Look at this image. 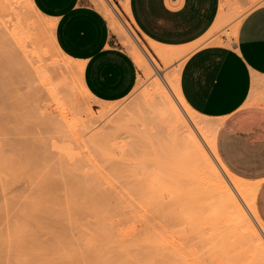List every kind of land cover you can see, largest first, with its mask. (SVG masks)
Segmentation results:
<instances>
[{"label":"rangeland","instance_id":"obj_1","mask_svg":"<svg viewBox=\"0 0 264 264\" xmlns=\"http://www.w3.org/2000/svg\"><path fill=\"white\" fill-rule=\"evenodd\" d=\"M90 1L107 18L102 0ZM112 1L138 39L151 49L152 43L136 29L125 13L123 0ZM22 3L24 17L28 21H35L34 32L37 31L36 33L39 34L40 44L38 43V49H35L37 54H34L37 56L32 59L16 50L14 63H23L25 77L36 85L38 102L47 113L51 112L60 121L61 131L57 133L59 137L56 135L55 141H51L55 142L54 145L51 143L53 156L46 159L38 157L37 154L23 152L16 144H10L0 151V187L12 191L19 186L23 187L22 190L25 192L45 195L41 200L31 196L30 207H26L28 210L23 211L24 206H19L20 213L19 208L11 206L17 210L20 217L19 215L14 217L17 214L14 212L11 214L13 209L7 212V209L0 205V209L5 210L8 217L10 214L13 215V219L11 216L10 219L5 216V220L3 216L0 217L2 224L0 225V264H191L196 259L194 258L196 255L190 257L193 260L190 258L187 260L185 257L190 252L188 248L192 245V241L181 243L184 240L182 229L179 231L177 225L169 223L166 216L161 215L160 219L157 218L150 203L140 202L141 195H137L134 191L130 178L144 170L143 164H135L137 159H141L143 149L152 150L143 140V136L144 118L152 107L151 102L157 92L155 79L159 76L166 84L177 79L180 67L194 45L183 46L186 48L185 52L169 63H164L162 59L156 57L158 67L152 65L153 67L144 69L136 62L139 72L134 88L124 98L109 101L108 104L114 105L112 112L99 118L97 116L104 102L94 99L89 94L80 95L81 78L80 71L75 66L76 61L68 59L72 64L69 70H61L58 67L64 58L58 54L53 44L52 31L45 28L51 19L39 14L35 15L28 0H22ZM261 3H264V0H222V19L217 24H213L203 42H231L243 16ZM39 22L45 23L44 26ZM4 30L13 43L12 34L9 32L11 29L4 28ZM114 35L119 45L135 58L132 47L123 35L118 31H114ZM43 73L46 74V79L40 76ZM119 110L123 112L117 116ZM197 114L208 132L213 133L218 128V120L198 112ZM90 118V124L94 127L92 131H100L99 137L95 139L89 136L92 131L86 129L89 123L86 120ZM179 134L177 129H172L165 154L162 157H154L151 154L149 158L157 162L164 161L182 175L185 182L193 183L197 180L193 171H187L184 167V139ZM199 136L206 149L210 150L207 139ZM209 136L213 137V134ZM133 149H137L139 154L133 155ZM116 158H119L118 163H114ZM131 163L134 165L129 167ZM102 176L103 179L108 177L107 182H104L106 188L108 185L110 188L119 185V188H123L133 201L130 197L128 198L131 200L123 198L125 192L122 190L124 193L121 192L123 194L121 199L125 203L120 201L119 197L116 203L118 205L105 207L96 204L89 194L98 184L96 178ZM153 177L155 176L151 175L148 179L151 181ZM198 183L199 187L204 186V183L200 181ZM102 186L98 187L102 188ZM119 188L118 190H121ZM240 196L238 194L241 201L238 200L246 208L247 204ZM125 200L130 202L126 203ZM197 203L199 218L204 225L202 226L206 227L207 234L213 240L220 238L223 240L222 245L226 248L224 250L232 253L231 264H258L246 252L229 222L224 221L227 209L218 207L220 204L215 194L208 188H201L198 191ZM8 205L10 207V204ZM220 211L221 213L225 211L226 214L221 215ZM35 212L43 213L44 218L38 221L33 219V216H31L33 221L31 218L20 219L23 215L27 218ZM147 244L151 245L152 250H157L158 256L159 252L164 254L161 255L162 258L159 256L160 260L155 259V261L151 256L153 261L147 259L149 263L146 262L144 248L150 249V245L145 246ZM177 247H182L180 251L187 249L186 256L179 257L181 254ZM181 252L184 254L183 251ZM150 253L149 256L152 255ZM194 262L197 263L198 260Z\"/></svg>","mask_w":264,"mask_h":264},{"label":"bare ground","instance_id":"obj_2","mask_svg":"<svg viewBox=\"0 0 264 264\" xmlns=\"http://www.w3.org/2000/svg\"><path fill=\"white\" fill-rule=\"evenodd\" d=\"M28 3L35 15L38 16L39 14L46 17L35 7L32 0H28ZM102 5L107 13L108 22L112 31H118L123 35L126 42L132 47L135 56L134 60L144 69L156 66V57L160 60L162 59L164 63H169L185 52L186 48L183 46H166L156 43H152L151 49H149L130 29L129 24L118 12L116 4L112 0H102ZM23 7L22 0H0V151L4 150V148L10 144H16L18 149L23 152L32 153V155L37 154L38 157L40 156L46 159L53 156V150L51 149V143L53 142L51 141H55V137H59L57 133H59L58 131L61 129V123H59L60 121L55 118L51 112V114L49 112L47 113L43 109L42 104L38 102L35 89L36 85H34L29 78L25 77L23 63H14L16 50L25 57L29 56L32 59L34 56H37L34 53L37 52L35 49H38L37 47L40 44L39 34L36 33L37 31L34 32L35 21H28L24 17ZM123 7L126 11V0H123ZM222 15L223 7H220L214 24H217L222 19ZM39 24L44 26L45 23L39 22ZM4 28L11 29L9 32L12 34L13 43L5 33ZM45 28L50 29L53 35V23L51 20L45 25ZM52 41L58 54L64 58L63 62L58 64L59 69L69 70L72 64L68 59L72 58L60 50L54 40V35ZM29 46H31V49H29ZM75 66H77L80 71V95H87L89 93L82 80L81 66L78 62H76ZM156 67H158V65ZM60 72L62 73V71ZM45 75L46 74L43 73L40 76L46 79ZM172 78L174 77L172 76ZM155 82L157 84V92L151 102L152 107L147 111L144 118L145 133L143 136V140L152 150H149V148L143 149L141 152V159H137L135 164H143L144 170L140 174L130 178L131 180L129 179L134 191H136L137 195H141L140 197L142 200H140V202L150 203L156 212L157 218L160 219V217H162L161 215L166 216L169 223L177 225L179 231L182 229V238L184 237V240L181 243L184 244V242L192 241L193 246L191 245L189 248L192 249L193 247V249L190 250L188 248L190 251L188 254L193 255L189 256L186 254L189 256L187 257L185 255V253L188 252L186 251L187 249L181 250L183 252L186 251L183 254L180 249L184 246L180 243L182 247L176 248L180 251L179 254L181 255L177 254L179 257L184 255L186 256L185 258L189 260L188 258L196 255L197 257L194 256V258H196V262L198 260V264H231L233 262L232 253L228 250H224L226 248L222 245L224 244V242H222L223 240H221V238L213 240V238L207 234L206 227H203L202 220L199 218L200 212L197 203L198 191L201 188H208L209 191H212L217 197L218 204H220L218 207L220 206L221 208L227 209V216H224L226 217L224 221L229 222L234 233L239 236L246 252L256 263L264 264V223L258 216L255 206V194L258 187L257 182L236 176L221 162L217 154L215 142L217 128L213 133L208 132L207 129L204 128L202 119L186 102L181 93L179 76L177 79L171 80L168 84L157 76ZM102 102H104V104L101 106L97 116L99 118L111 113L114 108V105L108 104L109 101ZM120 112L123 111L119 110V112L116 113L117 116ZM90 120L91 118L86 120L89 122H87L88 127H86V129L89 128V131H92L94 127L91 126ZM172 129H177L178 132H180V137L184 139V142L182 139L184 144V167L187 171H193L197 180L193 183L188 181L185 182L182 175L175 172L174 169L167 163H164V161L157 162L149 158L151 154L154 155V157H162L165 154V149L169 141V133ZM210 134H213V137L209 136ZM99 135L100 131H92L89 134V136L94 139L99 137ZM199 135L204 137L205 140L207 139L210 150L206 149ZM132 153L133 155L139 154L137 149H133ZM144 154L146 157H144ZM118 161L119 158L114 159V163H118ZM131 165H134V163L128 166L130 167ZM151 175L155 177L150 181L148 177ZM106 178L108 179L107 176ZM105 179H103V176L102 178H96L98 184L93 187L95 189L89 194L90 198H92L96 204L105 207L118 205L116 203L119 197V200L125 203L124 200L121 199L123 195L121 192H125H123L125 196H122L125 199L130 197L126 194L127 192L123 188H119V185L118 187L112 186V189L110 185L107 184V189L105 187L106 183H104L107 182V179L104 181ZM198 181L204 183V186L199 187ZM99 182L101 185H99ZM98 186H102V188ZM1 188L2 187H0V205L3 208L5 207L7 212L13 209L11 214L12 212L17 213L14 217L18 216L20 213L19 206H24L25 209L22 208L23 211L28 210L27 208L31 205V196L39 200L45 198L44 194L25 192L22 190L23 187L19 186L16 188L14 187V190L11 188L10 190L12 191H7V189L3 188L2 190ZM118 188L121 190H118ZM238 194L239 196L241 195L246 202L247 209L242 206L243 204H240L241 200L238 198ZM130 198L128 199H132L131 201H133V198ZM8 199L11 200H9L11 203L8 202ZM128 201H126V203L130 202ZM6 203L10 204V207L8 204L7 206ZM11 206L16 209L19 208V213L17 210H14L13 207L11 208ZM1 209L0 217L2 218L3 216L5 220V216L6 218L8 217L7 212L2 209L5 211L2 213L3 211L1 212ZM221 211V215L226 214L225 211L222 213ZM31 216L37 221L44 218L43 213L35 212L32 215H28L27 218L23 215V218L21 216L20 219L29 220L30 218L32 219ZM11 217L13 219V215ZM19 217H17L18 220H20ZM7 219L5 222L8 221ZM33 219L31 221H33ZM157 220L156 222L158 224L159 220ZM180 244L179 246H181ZM149 245L150 244H147L145 246ZM145 248L144 251H146L144 255L146 257V262H148L147 259L149 260L151 258H154L153 260H160L162 258L161 255H164L162 252H159V256L161 257L159 258L157 250H152L151 245V250L149 247ZM150 251H152V253H150ZM149 253L152 255L149 256ZM154 255H157L155 257L158 258H155ZM198 257L203 259L201 260ZM190 260L193 259L190 258ZM200 260L201 262H199ZM194 261L191 262V264H197Z\"/></svg>","mask_w":264,"mask_h":264},{"label":"crops","instance_id":"obj_3","mask_svg":"<svg viewBox=\"0 0 264 264\" xmlns=\"http://www.w3.org/2000/svg\"><path fill=\"white\" fill-rule=\"evenodd\" d=\"M32 1L51 19L60 50L80 64L90 96L115 101L132 91L136 61L90 0ZM221 2L126 0L125 13L151 43L194 45L180 69L181 93L199 114L219 121L218 157L236 176L257 182L255 206L264 223V3L243 16L231 42H203Z\"/></svg>","mask_w":264,"mask_h":264}]
</instances>
